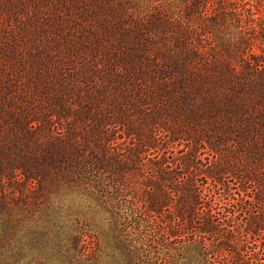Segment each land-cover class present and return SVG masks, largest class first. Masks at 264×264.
<instances>
[{
  "label": "trees",
  "instance_id": "16d2710c",
  "mask_svg": "<svg viewBox=\"0 0 264 264\" xmlns=\"http://www.w3.org/2000/svg\"><path fill=\"white\" fill-rule=\"evenodd\" d=\"M264 264V0H0V264Z\"/></svg>",
  "mask_w": 264,
  "mask_h": 264
},
{
  "label": "rangeland",
  "instance_id": "374dc122",
  "mask_svg": "<svg viewBox=\"0 0 264 264\" xmlns=\"http://www.w3.org/2000/svg\"><path fill=\"white\" fill-rule=\"evenodd\" d=\"M127 258H122L114 250L107 236L101 238V251L99 264H129Z\"/></svg>",
  "mask_w": 264,
  "mask_h": 264
}]
</instances>
